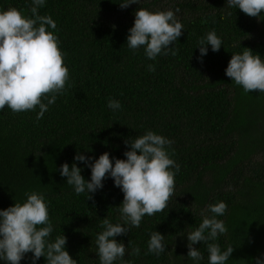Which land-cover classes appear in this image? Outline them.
<instances>
[{
	"label": "trees",
	"instance_id": "16d2710c",
	"mask_svg": "<svg viewBox=\"0 0 264 264\" xmlns=\"http://www.w3.org/2000/svg\"><path fill=\"white\" fill-rule=\"evenodd\" d=\"M121 2L45 0L39 9L56 23L48 30L60 42L69 80L39 121L38 107L0 110V210L25 202L26 193L43 194L53 226L50 242L64 235L65 250L78 264H99L96 237L104 218L123 223V192L109 175L87 199L67 184L60 166L75 163L90 181L91 169L74 160L77 153L90 157L91 164L107 152L114 164L126 159V140L151 130L173 142L167 150L179 165L175 195L164 211L145 215L140 227L115 237L126 252L114 264H208L204 242L193 245L203 260L187 257L186 234L202 222V210L210 216L208 205L221 201L227 210L217 219L227 231L215 242L221 250L234 247L225 264L264 260V92L246 93L225 75L231 55L244 48L264 59V13L249 17L226 0H140L126 8ZM31 6L32 0H0V10L15 7L29 18ZM138 8L179 9L176 18L184 27L173 45L175 56L150 60L143 47H127ZM212 30L221 48L213 52L207 45V54L198 59V40ZM150 64L155 71L148 70ZM109 99L121 108L110 109ZM153 231L165 236L159 256L145 254ZM134 247L139 256L131 254ZM20 264H33L32 253Z\"/></svg>",
	"mask_w": 264,
	"mask_h": 264
},
{
	"label": "clouds",
	"instance_id": "9594fccd",
	"mask_svg": "<svg viewBox=\"0 0 264 264\" xmlns=\"http://www.w3.org/2000/svg\"><path fill=\"white\" fill-rule=\"evenodd\" d=\"M139 3L140 0H122L119 5L126 8ZM226 3L229 8H238L249 17L259 19L264 13V0H226ZM44 5L45 0H32L30 18L15 7L0 10V110L7 107L13 113H19L38 107L37 121L43 118L48 106L55 103L57 95L64 93L69 80L60 42L48 30L56 29V23L50 15L39 14ZM176 12H179L178 8L175 11L138 8L133 26L128 30L127 47L134 51L143 47L150 60L161 54L175 56L178 49L173 45L184 27L177 20ZM198 45L200 59L207 54V45L213 52L219 51L222 40L212 30L198 40ZM148 70L155 71V66L148 65ZM225 75L242 86L246 93L264 92V59L249 48H244L242 54L231 55ZM45 99L47 103H44ZM108 107L119 110L121 104L118 100L109 99ZM172 143L149 130L134 140H126L125 144L129 146L124 153L126 159H115L114 164L107 152L91 164L90 157L77 153L74 160L91 169L90 181L85 180L81 168L75 163L71 168L68 163L61 164L60 175L67 178V184L73 186L75 193H86L87 199H92L88 194L102 188L103 180L109 175L114 186L123 192L119 207L123 223L113 224L104 218L101 224L104 230L96 237L99 264H114L122 260L126 246L115 237L126 235L130 227H140L145 215L152 216L168 208L175 195V174L179 171V165L170 158L167 150ZM26 196L25 202H15L0 210V260L6 264H20L25 254L31 252L33 264L41 257L45 258L46 264H78L65 250L67 238L64 235L57 236L54 241L49 240L53 226L44 195L32 192ZM226 210L227 204L223 201L208 205L210 216L202 210V222L186 234L188 258L197 262L203 260L202 253L193 245L204 242L208 264H225L229 259L234 247L221 250L215 242L227 231L224 222L217 219ZM164 239L165 236L153 231L145 254L159 256L163 253ZM131 254L139 256L140 248L134 247ZM256 264H264V260L257 258Z\"/></svg>",
	"mask_w": 264,
	"mask_h": 264
}]
</instances>
